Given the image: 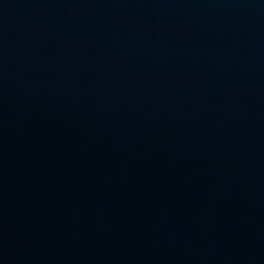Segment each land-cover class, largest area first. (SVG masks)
I'll return each instance as SVG.
<instances>
[{"label":"water","instance_id":"water-1","mask_svg":"<svg viewBox=\"0 0 264 264\" xmlns=\"http://www.w3.org/2000/svg\"><path fill=\"white\" fill-rule=\"evenodd\" d=\"M0 264H264V0H0Z\"/></svg>","mask_w":264,"mask_h":264}]
</instances>
